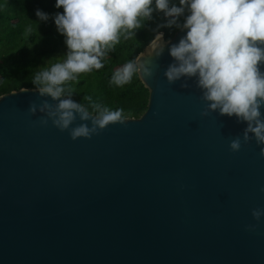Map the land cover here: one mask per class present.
Returning a JSON list of instances; mask_svg holds the SVG:
<instances>
[{
  "label": "water",
  "instance_id": "water-1",
  "mask_svg": "<svg viewBox=\"0 0 264 264\" xmlns=\"http://www.w3.org/2000/svg\"><path fill=\"white\" fill-rule=\"evenodd\" d=\"M185 35L137 57L153 72L139 75L146 112L91 139L41 126L30 102L52 101L36 89L0 96V264H264V217L246 230L264 209V145L231 152L246 123L202 116L195 78L167 82Z\"/></svg>",
  "mask_w": 264,
  "mask_h": 264
},
{
  "label": "clouds",
  "instance_id": "clouds-1",
  "mask_svg": "<svg viewBox=\"0 0 264 264\" xmlns=\"http://www.w3.org/2000/svg\"><path fill=\"white\" fill-rule=\"evenodd\" d=\"M55 7L63 9L54 20L57 31L65 38L67 53L50 60L55 62H48L33 76L39 96L52 101L42 100L39 106L30 102V115L34 116L37 110L44 113L38 121L41 126L51 120L55 128L67 131L76 141L91 139L109 125L125 123L123 109L111 110L96 103L90 113L83 103L71 98L70 89L65 98V85L82 74L101 69L103 59L121 38L134 36L155 11L170 18L160 27L186 30L178 44L169 48L175 63L164 73L167 82L195 78L202 93L200 99L206 105L202 116L219 113L235 117L237 123H246L242 138L237 136L230 141L231 152H239L252 139L258 146L264 145V0H179V6L170 4V0H56ZM36 16L41 21L49 18L39 9ZM181 16L183 24L178 23ZM163 47L164 44L157 56ZM137 74L151 78L153 72L139 59L130 60L114 71L110 84L123 87ZM181 87H189L187 80ZM77 117L82 123L71 127ZM87 121L91 126L83 123ZM260 156L264 157V147ZM260 191L264 192V188ZM251 214L257 225H248L246 230L254 232L264 217V209L254 208Z\"/></svg>",
  "mask_w": 264,
  "mask_h": 264
},
{
  "label": "trees",
  "instance_id": "trees-1",
  "mask_svg": "<svg viewBox=\"0 0 264 264\" xmlns=\"http://www.w3.org/2000/svg\"><path fill=\"white\" fill-rule=\"evenodd\" d=\"M55 4L56 0H0V96L22 88L36 89L32 83L34 74L50 60L66 55L65 38L57 31L54 20L63 9H57ZM170 4L179 6V0H170ZM37 9L48 14L47 21L39 20ZM168 19L154 11L152 19L142 22L134 36L121 38L103 59L101 69L82 74L66 84L65 97L70 89L71 98L83 103L90 113L92 105L99 103L111 110L123 109L125 119L140 118L148 108L149 90L139 74L123 87L110 84V80L115 70L136 60L159 34H163L165 40L174 37L180 28L160 27L167 24ZM183 22L184 16L179 17L178 23Z\"/></svg>",
  "mask_w": 264,
  "mask_h": 264
},
{
  "label": "bare ground",
  "instance_id": "bare-ground-1",
  "mask_svg": "<svg viewBox=\"0 0 264 264\" xmlns=\"http://www.w3.org/2000/svg\"><path fill=\"white\" fill-rule=\"evenodd\" d=\"M161 38H162V36H161ZM161 38H160V36L158 35V37H157V41H160V40H161Z\"/></svg>",
  "mask_w": 264,
  "mask_h": 264
}]
</instances>
